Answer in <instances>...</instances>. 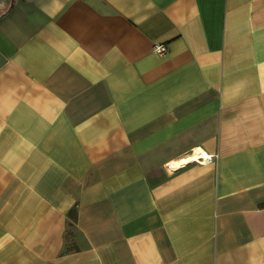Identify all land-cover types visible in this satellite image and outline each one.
<instances>
[{
	"label": "crops",
	"instance_id": "crops-1",
	"mask_svg": "<svg viewBox=\"0 0 264 264\" xmlns=\"http://www.w3.org/2000/svg\"><path fill=\"white\" fill-rule=\"evenodd\" d=\"M0 264H264V0H0Z\"/></svg>",
	"mask_w": 264,
	"mask_h": 264
},
{
	"label": "built area",
	"instance_id": "built-area-1",
	"mask_svg": "<svg viewBox=\"0 0 264 264\" xmlns=\"http://www.w3.org/2000/svg\"><path fill=\"white\" fill-rule=\"evenodd\" d=\"M154 51L157 54H163L166 51V48L163 44H156L154 46ZM216 156L213 154H205L202 159H204L207 162H211Z\"/></svg>",
	"mask_w": 264,
	"mask_h": 264
},
{
	"label": "bare ground",
	"instance_id": "bare-ground-1",
	"mask_svg": "<svg viewBox=\"0 0 264 264\" xmlns=\"http://www.w3.org/2000/svg\"><path fill=\"white\" fill-rule=\"evenodd\" d=\"M204 156L203 152L200 151V148H195L192 153H190L187 157L182 158L180 160L186 161V160H195L198 157Z\"/></svg>",
	"mask_w": 264,
	"mask_h": 264
},
{
	"label": "trees",
	"instance_id": "trees-1",
	"mask_svg": "<svg viewBox=\"0 0 264 264\" xmlns=\"http://www.w3.org/2000/svg\"><path fill=\"white\" fill-rule=\"evenodd\" d=\"M69 216V225L73 228L74 227V223H75V219H76V211L75 209H72L69 211L68 213Z\"/></svg>",
	"mask_w": 264,
	"mask_h": 264
}]
</instances>
